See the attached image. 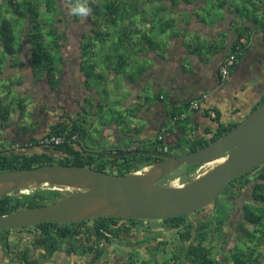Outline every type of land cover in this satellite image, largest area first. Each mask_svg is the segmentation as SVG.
Instances as JSON below:
<instances>
[{"label":"crops","instance_id":"0c3cea01","mask_svg":"<svg viewBox=\"0 0 264 264\" xmlns=\"http://www.w3.org/2000/svg\"><path fill=\"white\" fill-rule=\"evenodd\" d=\"M208 2H211V6L206 11ZM208 14L215 17L208 18ZM167 18L166 32L151 33V39L139 38V72L131 73L130 77L126 72L123 79L125 87L131 91L130 95L122 100L115 96L116 102H121V106L127 110L126 114L143 120L140 125L142 129L127 133L119 123L124 117L119 111L116 114L121 119L113 117L119 121L107 119L100 122L102 130L97 131L102 141L91 145L87 141L94 139L90 129L96 127L95 122L99 117V113H93L91 126L87 124V131L81 134V143L87 151L134 149L140 143L139 139L133 137L137 134L147 135L145 143L152 145L162 135V140L168 146L165 149L172 147L175 150L186 146L188 138L210 137L219 125L218 120L223 123L241 121L264 98V0H180L175 8L170 6ZM145 26H149V23H145ZM159 36L161 39H156ZM238 37L246 41V49L231 68L230 77L222 81L219 67L232 52ZM82 59L81 54L73 65L67 64L65 59L58 87L52 90L46 77L49 90L34 91L39 98H35L31 92L15 88L26 81L15 84L14 88L20 95L30 94V101L22 99L18 107L13 104L6 120L2 117L4 109L0 110V149L16 143H29L50 133L59 123L71 124L81 118L85 110L105 111L106 99L113 92L108 81L114 83L118 76L116 73H106L101 79H96L94 75L88 79L85 71L81 70ZM20 60L27 63L22 56ZM6 63L4 71L0 72L1 78L12 81L10 76L14 74L24 76L22 71L25 66L17 67L15 73L9 74L7 72L13 68L10 58ZM30 81L33 84L39 82L33 78L32 72ZM113 87L121 89V84L116 82ZM195 100L199 101V107L191 108ZM30 110L33 123L29 130L26 128L29 124L24 123H28L26 118ZM182 111L187 115L180 120L184 123H173L174 113ZM181 142L183 146H180ZM31 149L38 147L32 146ZM257 177L258 171L250 178V203L264 206L254 193L259 181ZM242 204L241 200L237 203L239 237L240 224L244 222ZM263 223L259 222L260 228ZM255 226L251 224V230Z\"/></svg>","mask_w":264,"mask_h":264},{"label":"trees","instance_id":"16d2710c","mask_svg":"<svg viewBox=\"0 0 264 264\" xmlns=\"http://www.w3.org/2000/svg\"><path fill=\"white\" fill-rule=\"evenodd\" d=\"M66 1L69 4V8L76 2V0ZM57 2L58 0H0V52L5 54L0 57V72L4 71L8 58H10V63L13 68L26 66L25 62L21 61L18 55H21L22 49L27 45L30 49V70L33 78L39 81L36 78L37 73H39L42 75L40 80L47 77L49 86L52 90L58 87V83L60 82L58 78L61 79L66 62L62 53L64 37L56 24L57 21H61V17L59 16L63 14V12ZM82 2H85L90 9L88 21L90 22L91 29L90 32H86L82 36V40H90L85 44L81 40L80 47L83 56L81 70L85 71L88 79L92 75L96 76V79L97 77L101 79L106 73L116 72L114 67L98 66L96 64L97 60L93 59L95 56L94 54L97 52V47L103 48L107 45L104 40L99 39L110 34L103 29V26L109 23L117 25V23L123 22V27L126 28L128 32H132L131 34L136 33L138 38L141 39H151L150 31H155L160 34L166 32L168 27L167 11L170 9V6L174 8L178 6L180 0H82ZM73 17L77 19L79 16L73 15ZM93 17L96 20L92 21ZM145 23H149V26L144 27ZM17 24H19L18 27H16ZM14 29H18L17 36L19 38H16L17 36L13 32ZM115 32L119 33L120 36H127V34L123 32V28L116 29ZM16 39H19L18 45L15 42ZM94 39H98L99 43L94 42ZM243 40V37H238L232 52H230H237V58L243 54L246 49V41ZM119 46L124 48L125 51L131 52L132 50L130 48L134 49V42L130 40H120ZM85 51H89L90 54L87 55ZM116 51L119 52V47L116 48ZM110 52L111 49L108 51V55ZM132 73L133 75L135 74L134 72ZM23 82L24 78L19 84ZM11 87H15V84H11ZM263 101L264 98L261 99L249 114ZM12 105L13 103L9 104L3 111L1 104L0 110L2 109L4 113H2L4 120L9 118ZM100 108L103 109V106ZM92 110V108L90 110H85L81 118L76 121L74 120L71 124L64 123L63 125V123H59L60 125L54 127L50 133L45 134L48 136L59 135L63 137L64 140L60 144H42L40 143L41 137H39L37 139H32L29 143H17L16 147H11V145L8 148L0 149V172L49 164H61L88 166L109 173L130 174L150 166L161 158L149 153L109 157L106 154L107 149L87 151L81 143V134H85L89 125L86 118L93 113H100V111L92 112ZM181 114V112L174 113L172 117H180ZM186 116L179 119H184ZM218 123V127L212 132L210 137L203 135L199 138L186 139L188 151L196 150L207 145L238 124V122L223 123L220 120H218ZM156 140L155 145L150 143L143 144L140 142L139 146H136L134 149L165 151V148L168 147L166 143L162 139L159 140L158 137ZM32 146H35V148L38 147V149L32 150ZM180 146H183L182 142ZM47 147L51 148L48 152L44 150ZM169 149H172V147H169ZM126 151L128 150L109 149L108 152L117 153ZM102 158H104L103 161H97V159ZM199 166L200 164L187 165V171L184 172L186 175L184 177H176H181L183 181L189 180L193 178ZM256 171H258L257 179L259 181H257L254 187V193L256 194V199L264 203V164L235 180L238 182V187H243L242 190H245L251 182L250 178H252V174ZM163 182H165V179ZM232 184L233 181L228 188H230ZM50 187L51 189H37L34 193H21L20 190H17L9 195L1 196L0 214H7L21 209L49 204L69 194L64 187L54 185H50ZM45 192L51 194V197L43 195ZM243 215L246 222H241V226L244 227L247 222L255 224L256 226L254 230L246 229L245 236H240L244 238L246 247L237 249V251L231 255L230 259L224 262L225 264H264V251L262 250L264 248V225L262 228L259 227V222L264 220V206H254L252 203H247L243 205ZM185 216L186 214L169 218L174 221V227H177L186 221ZM221 219H223V217H221ZM220 222H222V220ZM66 225L68 224L43 222L35 226L19 229L22 231L33 228L39 230L34 237H38V243L49 249L51 248V239L56 238L54 231H63ZM19 229H0V234L2 231H5L6 237H8L7 234L9 231ZM99 229L100 228H98V230ZM248 239H250L251 245L247 244ZM54 249L55 248H53V250ZM191 253L195 256L192 258L193 261H197L198 264H213L214 261L217 263L214 257L212 259L205 254L201 255L198 250L192 249ZM185 262V260H182V263Z\"/></svg>","mask_w":264,"mask_h":264},{"label":"water","instance_id":"95a60500","mask_svg":"<svg viewBox=\"0 0 264 264\" xmlns=\"http://www.w3.org/2000/svg\"><path fill=\"white\" fill-rule=\"evenodd\" d=\"M136 153L162 158L146 170L130 174L61 164L1 171L0 197L38 185L62 186L74 192L49 204L0 214V229H18L43 222H80L99 217L165 219L210 206L233 180L264 164V101L230 131L196 150L179 155L143 149L106 154L121 157ZM218 161L206 172L181 185L159 184L184 165Z\"/></svg>","mask_w":264,"mask_h":264},{"label":"flooded vegetation","instance_id":"af4514ba","mask_svg":"<svg viewBox=\"0 0 264 264\" xmlns=\"http://www.w3.org/2000/svg\"><path fill=\"white\" fill-rule=\"evenodd\" d=\"M164 179L159 182L160 185H169L172 181L163 182ZM46 186L51 189L50 185ZM31 188H34L33 193L37 189H44L42 185ZM242 188L233 180L231 187L222 191V209L217 208L215 200L210 206L186 214V221L177 227L170 218L122 216L61 223L68 225L63 231H54L56 238L51 239L49 249L38 243V237L34 235L39 230L35 228L11 230L8 237L2 231L0 264H198L192 259L195 257L192 249L198 250L201 255L214 257L217 263L214 261L213 264H225L230 254L239 249L237 203L239 200L242 205L251 202L249 184L247 189ZM240 228L239 235L245 236L246 229L251 230V224L247 222ZM247 244H252L250 239ZM182 260L186 262L182 263Z\"/></svg>","mask_w":264,"mask_h":264},{"label":"rangeland","instance_id":"374dc122","mask_svg":"<svg viewBox=\"0 0 264 264\" xmlns=\"http://www.w3.org/2000/svg\"><path fill=\"white\" fill-rule=\"evenodd\" d=\"M178 1V0H177ZM57 4L61 7L63 14H61L59 17H61V21H57L56 24L58 25V27L60 28L61 33L63 34L64 37V46L62 48V53L65 56V59L67 61V64H76V62L79 60V57L81 55V47L79 46V42L80 40H82V36L83 34H85L86 32H90V22L88 21L89 18V14L85 17H78L77 19H75L73 17V14L70 13V8H69V4L66 0H58ZM211 6V2L207 3V10H209ZM215 17L214 14H208V18H213ZM96 20L94 17L92 18V21ZM19 24L16 25V27H18ZM123 22H119L116 24L113 23H109L107 25L103 26V29L107 32H109V35H106L104 38H99L102 39L106 42V46L101 48V47H97L98 49L96 50V54H94L95 56L93 57L94 60L96 61V64L98 66L101 67H111V68H115V73L118 76V79L116 80L117 84H121V89L120 88H116L113 87V84L116 83L114 81V83H112L111 81H108V83L110 84V88L113 90V92H110V96L109 99L107 100V104H105V111L99 113V117L96 119L95 122V126L96 127H91V133L92 136L94 137V139H89L87 140L91 145H94L98 142L102 141L101 138V134L97 131V130H102V128L100 127V122L101 121H106L107 119L112 120L113 122H117L120 119L118 118V115L120 112L122 114H124L123 119L120 120L119 123H121V127L123 129H125V131L128 133L130 132H134L137 130H141L142 127H140L141 124H143V120L139 119V117H135L132 114H126L127 110H125L122 106H121V102H116L115 96L118 95V98L120 97V99H124V96H128L130 95L129 92H131L130 90H128L125 87V84L123 83V79L125 78L124 75L127 72V77H130L129 75L134 72L137 73L139 72V57L137 55H139V38L136 35V33L131 34L132 32H128V30L126 28L123 27ZM123 28V32L125 34H127V36L125 35H119V33L115 32L116 29H121ZM14 34L17 36L18 34V29H14ZM149 33H156L155 31H150ZM163 37V36H162ZM16 38H19L18 36ZM156 39H161V36L157 37ZM90 39H84L82 40L84 42V44L86 42H88ZM120 40H126V41H132L134 42V49L130 48L132 51L127 52L124 50V48H121L119 46V42ZM15 42L17 43V45L19 44V39H16ZM94 42L99 43L98 39H94ZM1 43V42H0ZM119 47V52L116 51V48ZM111 49V52L108 55V51ZM87 50V49H86ZM85 53L88 55L90 54L89 51H85ZM4 54V53H3ZM2 54V52H0V57L4 56ZM22 58L24 60H26L27 63L24 70L22 71L23 75L21 74H14V76H10L12 79H7L5 77L1 78L0 77V106L1 108L3 107L6 108L7 106H9V104L13 103L14 105H16V107L19 106V104L23 100L26 101H30V94L29 93H23V95H20L18 91H22V92H31V94L34 95L35 98H39L37 95L34 94V91H47L49 90L48 88V84L45 78L44 81H40V79L42 78V75H40L39 73H37L36 78L37 80H39V82H36L35 84L32 83V81H30L31 78V70H30V49L29 46H25L22 51H21V55ZM21 66V65H20ZM22 68V66L20 67ZM11 71L14 72H7V73H15V70L18 69H10ZM24 78V81H26L25 83H23L21 86L19 87H15L17 90H15V88L11 87V82L12 85L17 84L19 82H22ZM42 79V80H43ZM97 84V83H96ZM98 86V85H97ZM118 86V85H117ZM98 89V88H97ZM115 93V94H113ZM151 98H154L153 96ZM32 100V99H31ZM120 111V112H119ZM32 110H30L29 112H27V122L28 123H24L25 125L29 124L26 126L27 129H31L32 126L31 124L33 123V118L31 116ZM116 112H118L116 114ZM105 114V115H104ZM121 114V115H122ZM114 116H117L116 118H118L119 120H115L113 119ZM87 121L89 122V125L91 126V121L92 117L88 116V118H86ZM182 119L177 120L180 121ZM183 121H180L178 124H183ZM130 135V134H128ZM134 138L139 139L140 142H142L143 144L146 142V138L147 135H133ZM91 140H94L96 142H93ZM129 140V138H128ZM0 146H2V144H0ZM167 151L170 154L173 155H179L181 153H185L188 151V147L183 146L180 147L178 149H168ZM104 158L102 159H97V161H103ZM217 163L219 162H214L209 164H204L201 165L195 172V174L193 175V178H195L196 176L206 172L207 170H209L211 167H213V165L215 166ZM109 170V168H108ZM185 171H187V165H184L182 167H179L177 169H175L174 171H172L168 176L165 177V181L169 180L171 181L172 178L176 177V176H182L184 177L186 175V173H184ZM191 179H187L185 182H188ZM182 179L178 180L177 178H174L170 184L172 185H181L183 183H185ZM167 183H169L167 181ZM169 184V185H170ZM42 187H44V189H50L48 188V186L46 185H42ZM33 189L34 188H28V189H23L21 192H25V193H33ZM43 195H45L46 197H51V194L45 192ZM223 196V192L222 194H219V197L216 198V202L215 205L217 206V208L222 209V205H221V197ZM52 199V198H50ZM225 202H224V206H225ZM239 214V213H238ZM237 214V215H238ZM239 217V216H238ZM264 221V220H263ZM240 241L238 242V246L239 248H243V243L245 242L243 237L239 238ZM250 244V242H249ZM232 255V253L230 254Z\"/></svg>","mask_w":264,"mask_h":264},{"label":"built area","instance_id":"2783aa9c","mask_svg":"<svg viewBox=\"0 0 264 264\" xmlns=\"http://www.w3.org/2000/svg\"><path fill=\"white\" fill-rule=\"evenodd\" d=\"M244 41V40H243ZM237 61V52L235 53H229L222 61L220 67H219V72H220V76H221V80L222 81H226L229 77H230V74H231V68L235 65ZM199 107V101L198 100H195L192 102V105H191V108H198ZM184 116H186L185 113H182L180 115V117L178 116H175L173 118V123L176 122L179 118H183ZM158 139H162V135H159L158 136ZM40 143L42 144H53V145H57V144H60L63 142L64 138L59 136V135H45V136H42L41 139H40ZM17 146V143L16 144H12L11 147H16ZM179 180V179H178Z\"/></svg>","mask_w":264,"mask_h":264},{"label":"clouds","instance_id":"9594fccd","mask_svg":"<svg viewBox=\"0 0 264 264\" xmlns=\"http://www.w3.org/2000/svg\"><path fill=\"white\" fill-rule=\"evenodd\" d=\"M89 7L87 6V4L85 2H82V0H76V2L73 4V6L70 8V13L73 14V15H76V16H79V17H85L89 14ZM174 118V117H173ZM131 150V149H129ZM167 150L165 149V151L163 152H166ZM149 166L143 168L142 170H139V171H144L148 168ZM174 179V178H173ZM171 179V180H173ZM177 179L181 180L180 177ZM62 187V186H61ZM65 188V187H64ZM25 189V188H24ZM66 189V188H65ZM23 190V189H22ZM21 190V191H22ZM25 193V192H23Z\"/></svg>","mask_w":264,"mask_h":264},{"label":"bare ground","instance_id":"6f19581e","mask_svg":"<svg viewBox=\"0 0 264 264\" xmlns=\"http://www.w3.org/2000/svg\"><path fill=\"white\" fill-rule=\"evenodd\" d=\"M219 161H222V159H221V160H219ZM219 161H218V162H219ZM209 165H210V164H209ZM213 166H214V165H213ZM184 182H185V181H184Z\"/></svg>","mask_w":264,"mask_h":264}]
</instances>
